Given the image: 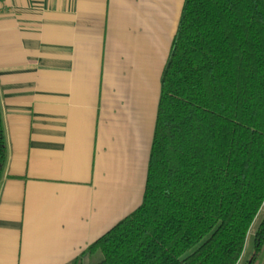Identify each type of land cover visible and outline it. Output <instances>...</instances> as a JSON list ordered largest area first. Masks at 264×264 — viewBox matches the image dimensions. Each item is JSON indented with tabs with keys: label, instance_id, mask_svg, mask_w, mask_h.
Wrapping results in <instances>:
<instances>
[{
	"label": "crops",
	"instance_id": "0c3cea01",
	"mask_svg": "<svg viewBox=\"0 0 264 264\" xmlns=\"http://www.w3.org/2000/svg\"><path fill=\"white\" fill-rule=\"evenodd\" d=\"M184 1L0 0V264H70L140 206Z\"/></svg>",
	"mask_w": 264,
	"mask_h": 264
},
{
	"label": "trees",
	"instance_id": "16d2710c",
	"mask_svg": "<svg viewBox=\"0 0 264 264\" xmlns=\"http://www.w3.org/2000/svg\"><path fill=\"white\" fill-rule=\"evenodd\" d=\"M6 145L0 113V180ZM264 208V0H185L142 203L95 264H240ZM244 264H264V213Z\"/></svg>",
	"mask_w": 264,
	"mask_h": 264
},
{
	"label": "rangeland",
	"instance_id": "374dc122",
	"mask_svg": "<svg viewBox=\"0 0 264 264\" xmlns=\"http://www.w3.org/2000/svg\"><path fill=\"white\" fill-rule=\"evenodd\" d=\"M263 213H264V208L262 209L261 214L259 215L258 221L254 224L253 228L251 229V231L249 233V237H248L247 242H246L245 251H244V254H243V257H242V261L240 262V264H244V262L248 259V257L252 253L253 236H254L257 224H258L259 220L261 219V216L263 215Z\"/></svg>",
	"mask_w": 264,
	"mask_h": 264
}]
</instances>
